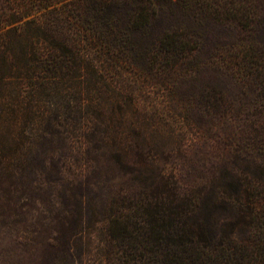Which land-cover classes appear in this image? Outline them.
Here are the masks:
<instances>
[{"label": "trees", "instance_id": "obj_1", "mask_svg": "<svg viewBox=\"0 0 264 264\" xmlns=\"http://www.w3.org/2000/svg\"><path fill=\"white\" fill-rule=\"evenodd\" d=\"M208 72L255 92L254 165L181 149L138 106L141 76ZM187 99L224 123V93ZM263 153L264 0H0V209L21 227L55 199L79 256L105 223L124 264H264Z\"/></svg>", "mask_w": 264, "mask_h": 264}, {"label": "rangeland", "instance_id": "obj_2", "mask_svg": "<svg viewBox=\"0 0 264 264\" xmlns=\"http://www.w3.org/2000/svg\"><path fill=\"white\" fill-rule=\"evenodd\" d=\"M125 76L131 78V74ZM138 84L142 87L137 97L139 108L145 110L150 120L163 128L161 132L165 135L182 139L181 149L193 152L219 149L227 153L236 151L243 167L254 165L248 159L251 157L250 146L243 144L250 137V120L260 112L259 106L255 108L257 98L251 88L241 87L227 74L216 72L203 73L190 82L179 83V86L164 80L148 82L145 76L140 77ZM199 89L209 90L214 95L224 93L229 110L224 118L217 117L215 120H224L221 127L205 129L204 121L209 115L202 110L195 113L194 121L189 118L187 97ZM174 149L179 151L177 146ZM261 158H264V153ZM47 205L49 207L46 210L34 212L32 209L24 223L27 229L15 222L22 218L21 215L9 209L3 212L0 209V264H124L119 254L110 259L105 255L109 237L105 223L91 232L90 238L88 236L90 243L85 246L88 251L79 256L71 230L67 228L63 232L59 220L63 214L61 205L55 199ZM15 225H19L17 229H14ZM62 236H66L68 244L62 245ZM47 237L50 245L45 242ZM43 240L44 244L41 243Z\"/></svg>", "mask_w": 264, "mask_h": 264}]
</instances>
